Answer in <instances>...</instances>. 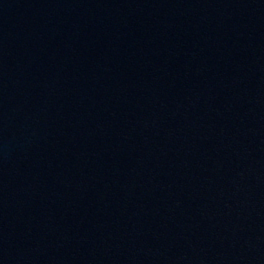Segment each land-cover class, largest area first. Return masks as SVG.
<instances>
[{"label": "water", "instance_id": "95a60500", "mask_svg": "<svg viewBox=\"0 0 264 264\" xmlns=\"http://www.w3.org/2000/svg\"><path fill=\"white\" fill-rule=\"evenodd\" d=\"M207 0H0V264H146Z\"/></svg>", "mask_w": 264, "mask_h": 264}]
</instances>
